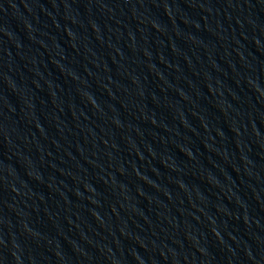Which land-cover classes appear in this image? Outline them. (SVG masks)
I'll list each match as a JSON object with an SVG mask.
<instances>
[{
  "label": "water",
  "instance_id": "95a60500",
  "mask_svg": "<svg viewBox=\"0 0 264 264\" xmlns=\"http://www.w3.org/2000/svg\"><path fill=\"white\" fill-rule=\"evenodd\" d=\"M0 264H264V0H0Z\"/></svg>",
  "mask_w": 264,
  "mask_h": 264
}]
</instances>
